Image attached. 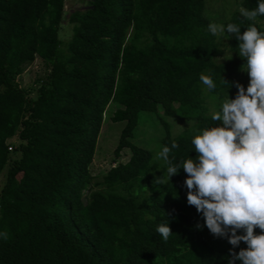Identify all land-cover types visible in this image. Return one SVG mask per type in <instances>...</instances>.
<instances>
[{"label": "trees", "instance_id": "1", "mask_svg": "<svg viewBox=\"0 0 264 264\" xmlns=\"http://www.w3.org/2000/svg\"><path fill=\"white\" fill-rule=\"evenodd\" d=\"M67 1L0 0V231L7 234L0 264H227L231 246L186 203L183 170L168 181L166 165L131 139L139 113L161 108L194 122L177 136L162 123L161 148L174 140L173 162L194 157L193 131L219 123L208 113L227 94L222 76L247 85L234 36L219 41L207 31L205 0H84L85 9L66 18ZM256 2L242 0L224 25L243 31L252 22L241 13ZM255 26L264 31V16ZM37 58L49 73L32 97L16 80ZM201 73L217 84L209 106ZM114 104L111 121L125 123L116 165L93 182L90 166ZM126 149L128 161L119 162ZM166 223L172 233L164 240L155 228Z\"/></svg>", "mask_w": 264, "mask_h": 264}, {"label": "clouds", "instance_id": "2", "mask_svg": "<svg viewBox=\"0 0 264 264\" xmlns=\"http://www.w3.org/2000/svg\"><path fill=\"white\" fill-rule=\"evenodd\" d=\"M241 14L252 22L243 31L232 23H210L207 31L234 36L247 85L229 83L222 76L220 84L227 87V94L218 110L213 107L208 113L219 123L193 131L194 157L173 162L169 152L178 147L174 140L157 156L166 165L168 181L181 169L185 173L186 203L213 237L226 239L231 246L227 264H264V31L255 26L256 18L264 16V0ZM198 80L209 91L217 88L210 75L201 73ZM232 87L236 91L230 98ZM195 227L200 229L201 224ZM257 228L259 234L254 232ZM155 231L164 240L172 233L168 223L157 225ZM0 239L6 240L7 234L0 231ZM236 248L239 251H233Z\"/></svg>", "mask_w": 264, "mask_h": 264}, {"label": "rangeland", "instance_id": "3", "mask_svg": "<svg viewBox=\"0 0 264 264\" xmlns=\"http://www.w3.org/2000/svg\"><path fill=\"white\" fill-rule=\"evenodd\" d=\"M208 6L205 9L206 17L211 23L224 25L230 18L231 14L237 10H241L240 3L242 0H205ZM84 0H68L66 6V18L72 12L82 11L85 9ZM72 34L71 25L66 21L63 23V28L60 31V37L63 41H67ZM222 35H217L218 40ZM222 49L224 46L222 44ZM231 57V55H230ZM229 57V58H230ZM48 69L44 66L42 61L37 58L33 63L24 68L23 73L17 78L16 82L20 88L28 92L30 96H36V91L41 84L47 82ZM244 80V79H243ZM245 80H248L246 78ZM203 98L209 106L211 95L208 90L203 87ZM118 108L116 104L110 105L105 114V119L98 138L95 156L90 166V174L93 176V182L101 180L106 172L114 167V149L117 146L118 139L124 122H112L111 115ZM162 123H167L170 126L173 136L181 134L184 130L191 128L194 125L192 121L181 120L177 117L165 116L160 108L156 113L140 112L138 126L134 132L131 142L143 149L151 152L153 161L160 166L165 165L164 162L158 158L157 154L161 150L160 142L164 135ZM190 126V127H189ZM15 142L13 138L10 142ZM130 157V150L126 149L122 152L119 162H127ZM4 179V174L0 177V185Z\"/></svg>", "mask_w": 264, "mask_h": 264}]
</instances>
